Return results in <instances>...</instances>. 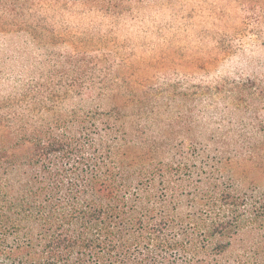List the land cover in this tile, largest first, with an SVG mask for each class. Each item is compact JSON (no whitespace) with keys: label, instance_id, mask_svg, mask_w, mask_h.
I'll list each match as a JSON object with an SVG mask.
<instances>
[{"label":"trees","instance_id":"1","mask_svg":"<svg viewBox=\"0 0 264 264\" xmlns=\"http://www.w3.org/2000/svg\"><path fill=\"white\" fill-rule=\"evenodd\" d=\"M119 82L50 73L0 120V264H264V121L231 120L250 80L193 87L184 111H131Z\"/></svg>","mask_w":264,"mask_h":264},{"label":"rangeland","instance_id":"2","mask_svg":"<svg viewBox=\"0 0 264 264\" xmlns=\"http://www.w3.org/2000/svg\"><path fill=\"white\" fill-rule=\"evenodd\" d=\"M51 3L16 11L0 0L1 121L24 108L32 79L57 72L118 78L111 89L122 87L131 111L137 103L184 111L190 98L182 95L193 87L207 93L215 81L250 80L253 100L234 101L231 120L264 121V0ZM209 60L217 63L208 66ZM202 100L201 106L208 102ZM217 102L221 110L231 106L223 98Z\"/></svg>","mask_w":264,"mask_h":264}]
</instances>
